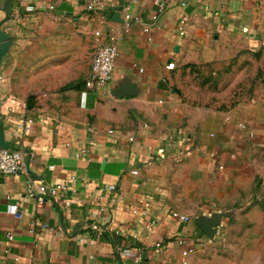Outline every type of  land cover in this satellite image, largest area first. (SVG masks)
<instances>
[{
  "label": "crops",
  "instance_id": "crops-1",
  "mask_svg": "<svg viewBox=\"0 0 264 264\" xmlns=\"http://www.w3.org/2000/svg\"><path fill=\"white\" fill-rule=\"evenodd\" d=\"M7 1L0 32L14 39V53L35 36V75L43 78L36 79L42 86L20 94L6 76L0 82L4 139L25 158V172L0 176V264H196L205 236L173 212L204 216L199 208L209 204L238 216L250 194L264 195V117L192 105L174 77L184 64L259 44L264 0H107L91 11L90 0ZM95 30L116 44L112 79L97 90L63 88L75 81L72 66L58 85L47 83L57 57L45 56V49L82 41L90 61ZM179 148L187 154L176 159ZM135 167L138 174L130 172ZM30 180L66 188L39 200L28 192ZM14 203L18 215L7 211ZM191 245L197 249L184 257Z\"/></svg>",
  "mask_w": 264,
  "mask_h": 264
},
{
  "label": "rangeland",
  "instance_id": "rangeland-1",
  "mask_svg": "<svg viewBox=\"0 0 264 264\" xmlns=\"http://www.w3.org/2000/svg\"><path fill=\"white\" fill-rule=\"evenodd\" d=\"M34 39L31 36L32 44L25 43L15 53L12 51L14 39L3 41L6 47L0 45V82L6 76L14 93H29L42 86L41 80L36 79H42L43 72L38 77L35 75ZM75 45L74 48L62 45L58 52L45 49V56L57 57L55 76L51 80L47 75V83L58 85L59 78H64L73 66L75 81L63 88L84 85L85 68L91 63L94 50L89 61L86 43L75 41ZM4 60H7L5 70ZM174 86L192 105L228 111L235 116L264 117V39L254 47H237L233 56L224 53L210 62L180 66ZM259 156L261 160L264 158V148ZM254 183V187L260 186L259 177H255ZM249 198V204L242 206L238 216L232 215L220 233L213 237L203 233L205 239L197 250L196 264H264V203L261 202L264 195L254 191ZM208 206L203 205L199 212L208 216L211 209ZM253 206L259 209H251ZM191 218L193 222L195 216Z\"/></svg>",
  "mask_w": 264,
  "mask_h": 264
},
{
  "label": "built area",
  "instance_id": "built-area-1",
  "mask_svg": "<svg viewBox=\"0 0 264 264\" xmlns=\"http://www.w3.org/2000/svg\"><path fill=\"white\" fill-rule=\"evenodd\" d=\"M2 1L0 0V9L5 10L10 13V2L4 1L2 4ZM107 0H90L85 4V9L87 11H91L96 9L98 6H103V4ZM185 4V3H184ZM27 11H33L34 6L33 5H27L26 6ZM124 11V20H130L131 16L129 13H127V7H123ZM8 13V14H9ZM157 14H154L152 19L156 20ZM186 23H187V16L183 14L178 21V27L177 31L180 35H183L185 33L186 29ZM149 28L147 26L144 27V31L148 32ZM94 35L98 40V43L96 44L94 48L93 57L90 63V69L89 72L84 80V86L86 89L89 90H97L103 88L111 79L113 76L114 71V65L115 61L118 55V50L116 47V44L114 41H112L111 38H102L101 37V31L95 30ZM150 40V39H148ZM175 66L174 62H170L166 65L168 69H173ZM31 120H24L22 123V129L24 132H28L30 130ZM238 128L241 130L247 129V124L243 121H238L237 123ZM109 132L113 133L114 129H110ZM253 134L249 132V136L251 137ZM128 141H133L134 137L131 135H125L124 136ZM187 154V151L183 148H179L177 150V157L181 158ZM219 168H222L221 165ZM139 168L135 167L130 172L132 174H138ZM25 172V158L24 153L21 149L18 148H3L0 146V176L5 175H16L18 173ZM114 186H109V188H113ZM66 186L64 184H57L55 187L48 188L47 185L43 183H35V181L30 180V183L28 185V192L30 195H37V198L39 200L42 199L43 195L47 194L48 191L55 196V194L59 190H64ZM68 204V202H66ZM212 212L210 211L208 213V216H205L206 218H211L215 214H221L219 221L215 224V226L212 227V230L214 233L212 234V237L220 233L222 231V228L226 224L227 220L232 216L233 209L230 210H221L216 209L215 205H212L211 207ZM7 211L9 213H12L14 215H18L19 207L16 203L9 204L7 207ZM173 216L178 218L182 222H191L192 218L191 216H188L186 214H180L177 212H173ZM201 217V216H197ZM196 218V217H195ZM195 218L194 221L195 222ZM103 223L99 221V223L93 224L91 227L93 230H99ZM8 239H12V235H7ZM196 250V245H191L182 251V255L184 257L188 256L190 253L194 252Z\"/></svg>",
  "mask_w": 264,
  "mask_h": 264
},
{
  "label": "water",
  "instance_id": "water-1",
  "mask_svg": "<svg viewBox=\"0 0 264 264\" xmlns=\"http://www.w3.org/2000/svg\"><path fill=\"white\" fill-rule=\"evenodd\" d=\"M7 13L9 12L7 11ZM116 14L117 13H115V15ZM7 39H9L8 36L4 32L1 31L0 32V45L2 44L3 47H6V43H3V41ZM0 146L3 148L11 147L10 143L5 141L4 139L1 120H0ZM221 214H215L211 218H206L205 216L196 217L195 225L200 231L205 233L207 236L211 237L212 234L214 233V231L212 230V227L215 226V224L219 221Z\"/></svg>",
  "mask_w": 264,
  "mask_h": 264
}]
</instances>
